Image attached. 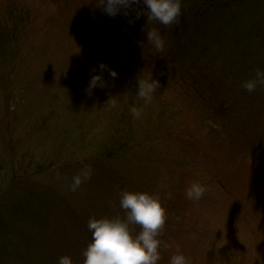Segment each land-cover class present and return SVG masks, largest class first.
<instances>
[{"label": "rangeland", "instance_id": "374dc122", "mask_svg": "<svg viewBox=\"0 0 264 264\" xmlns=\"http://www.w3.org/2000/svg\"><path fill=\"white\" fill-rule=\"evenodd\" d=\"M13 2L26 6L21 11L26 18L32 12V28L35 26L37 31H24L9 42L14 43L7 55L8 69L15 67L16 75L6 83L7 76H0V264H58L61 256H69L72 264H84L82 252L91 241L89 218L123 217L124 210L119 206L122 191L159 195L165 209L164 200L178 203L180 197L183 201L180 206L185 215L180 219L166 213L158 237L161 259L157 263L169 264L174 254L187 258L192 251H199V257L211 247H216L210 252L218 261H225L230 251L241 245L253 255L257 240L251 230L263 221L264 197L261 188L240 171L244 165L236 162L243 151H264V88L249 93L242 87L244 81L254 78L257 69L264 70V0H219L208 12L206 23H201L200 33L183 10L191 0H181L182 15L173 26L179 34L183 29L187 31L185 51L191 47L194 54L203 52L206 60H217V78L229 77V86L249 104L237 102L242 108L236 124L224 130L218 128L216 140L210 136L212 142L218 140L219 153L215 157L186 158L183 146L192 145L196 138L174 134L170 145L152 141L146 160L120 161L115 166L118 176L109 175L104 166L83 160L80 155L66 156L70 152L64 154L71 161L69 167L49 169L47 174L36 173L26 164L37 159L39 165L48 166V157L58 143L53 135L55 128H63L83 109L109 101L101 98L96 88L91 95L85 91L91 70L95 67L99 72L101 62L118 73L115 79L107 71L103 73L110 98L120 94L119 83L126 82L125 63L141 64L139 79L156 80L152 72L167 66L160 56L150 54L148 47L139 50L131 46L130 50L122 31L114 28L123 12L114 20L102 13L96 0H0L1 19L17 15L6 7ZM193 2L196 4V0ZM155 26L154 21H141L132 29L146 39L147 30ZM113 32L118 40L112 38ZM162 36L166 42V35ZM182 68L178 65V71ZM191 68L186 66L171 83L186 84L189 79L185 75ZM51 115L56 120L41 123ZM84 117L85 113L81 114L80 121L92 123L90 114L81 119ZM145 117L142 113L136 127L152 131L153 124ZM185 148L204 150L198 146ZM185 159L186 165L182 163ZM84 165L93 169L92 177L72 192V178ZM218 179L222 185L217 184ZM194 182L206 188L199 201L185 196L186 188ZM130 227L134 233L140 231L138 225Z\"/></svg>", "mask_w": 264, "mask_h": 264}, {"label": "trees", "instance_id": "16d2710c", "mask_svg": "<svg viewBox=\"0 0 264 264\" xmlns=\"http://www.w3.org/2000/svg\"><path fill=\"white\" fill-rule=\"evenodd\" d=\"M218 2L219 0H196V4H194L193 0H191V3L183 6V10L189 17L185 16L192 23L194 30L199 29L200 33V27L203 26L201 23H206L208 12ZM20 4V2H13L11 7L6 4V7L17 14L16 16L5 15L3 19L0 17V76H7L4 83L11 78V75L15 74L14 70L16 69L15 67L8 69L7 55L9 49L13 48L12 44L14 43L10 44L9 42L24 31H30V33H36L37 31L35 26L32 28V12H30V17L26 18L21 13V11H25L26 6ZM133 9L141 11L140 18L136 19L135 11L129 10L128 16L122 13L121 22L119 19L117 26L115 25L114 28L122 31L127 42L130 43V50H132L131 46L140 50L142 43L144 47L150 48V54L160 56L164 65L167 66L163 69L164 71L152 72L151 76H154L160 84V87L153 95L152 102L145 104L136 95L137 80L140 75L142 77L141 64L135 61L132 62V66H127L125 63L123 67L126 82L123 84L119 83L120 94L110 98L104 87H97L96 91L99 96L109 101L89 109H83L81 114L85 113V117L81 119H85L90 114L92 116L91 124L83 120L80 121V114L77 117L72 116V119L63 128L59 130L55 128L56 131L54 130L53 135H55L58 143L52 148L53 150L48 157L49 165H39L37 159L28 161L26 164L29 165L30 169L33 168L34 172L47 174L49 169L69 167L71 161L65 158L64 154L70 152L66 156L71 154L73 156L80 155L83 160L104 166L109 175L118 176L120 173L115 170V166H118L117 164H120V161L129 159L146 160L148 157L145 154L148 153V147L152 141L158 142L157 145H170L173 143L174 134L178 136H194L196 138L192 145L184 144L182 153L186 158L192 155L215 157L219 153L216 145L218 140L214 143L209 139L210 136H214L213 138L216 140L219 134L217 133L218 128L224 130L236 124V118L241 113L239 108H242L237 102L241 101L245 105L249 104L244 97H238L239 93L234 92L233 88L229 86L230 82L227 81L230 80L229 77L224 78V80L217 78V70H214L216 69L215 66H217V60H206L203 52L200 53L198 51L194 54V49L191 47L186 48L187 51H185L184 46L187 45L185 44L187 32L185 29L179 34L180 30L174 29L173 25L165 28L164 25L155 22L156 26L154 28L159 30L162 35H166V47L162 53H157L155 50L153 52V48L147 44V36L146 39L142 38L132 29L133 26H136L141 21L147 22V16L143 14V3L133 5ZM2 15L0 14V16ZM115 17L111 18L115 20ZM129 20H134V23L130 24ZM51 22L54 23L55 21L51 19ZM168 28H170L169 34L165 32ZM112 38L118 40L116 32H113ZM113 42L114 44L117 43V41ZM134 42L137 44L135 45ZM179 55L183 56L181 60L177 58ZM178 65H183L182 69L184 70L186 66L187 68L192 67L185 75V78L189 79L186 84L183 81L179 85L176 82L171 83L173 79L177 78L178 74L184 73L182 69L178 71ZM190 82L192 83L188 86ZM177 86L182 87V90L179 91ZM119 96L118 102L110 103V101ZM237 98L240 100L237 101ZM110 104L115 106L112 107ZM133 106L141 109L142 113L146 115L145 120L153 124V128L151 127L152 131H144L143 128L136 127L137 119L129 112V109ZM93 114H96L95 118H93ZM149 115L151 116L150 118ZM47 118L49 120H43L41 123L47 125L48 121L56 120L54 115ZM166 121H168V125H165L164 122ZM209 121H212L216 127H211L208 123ZM38 128L42 130V125ZM174 128L176 133H173ZM206 128L208 129L207 135L203 134L202 137L201 133ZM146 132L147 134H145ZM141 135H144L146 139L142 138ZM192 146H198V148H203L204 150H189L185 148ZM243 152L238 158L240 160L236 162V165H244L240 171L252 179L259 189L261 188L260 191L264 197V151ZM186 160L182 162L184 165L187 164ZM218 181V185L223 184L222 180L218 179ZM128 185L135 187L132 183H128ZM164 202L166 213L170 212L168 214L174 215L179 219L185 215L183 208L180 206V203L183 202L180 197L178 203L167 200H164ZM262 217L261 225L251 230V233H254L253 236L255 235V240H257V249L252 252L253 255H248L246 249H243L244 247L241 245L230 251L225 261H218L213 252H210L216 247H211L205 249L204 253L199 257L197 256L199 251H192L193 253L188 256L194 257L189 260L190 264H264V214ZM231 254H233L232 258Z\"/></svg>", "mask_w": 264, "mask_h": 264}, {"label": "clouds", "instance_id": "9594fccd", "mask_svg": "<svg viewBox=\"0 0 264 264\" xmlns=\"http://www.w3.org/2000/svg\"><path fill=\"white\" fill-rule=\"evenodd\" d=\"M143 3V14L147 16V22H158L165 28L178 23L182 15L181 0H96V6L102 13L109 17H115L121 12L128 16L129 10L135 11V18L139 19L140 10L133 9V5ZM134 23V20H129ZM147 44L151 45L157 53L165 51L166 42L161 32L155 28L146 32ZM144 45L141 43L140 45ZM99 72L94 67L90 72L89 83L85 91L91 95L97 88L105 87L106 81L103 73L108 72L113 79L118 73L101 62ZM136 95L145 104H150L154 93L160 87L159 81L151 78L137 80ZM242 87L249 93L255 92L258 87L264 88V70L257 69L254 78L242 83ZM114 107V104H110ZM129 112L136 119L140 118L142 110L133 106ZM211 127H216L208 122ZM208 129L203 134L207 135ZM93 169L84 165L73 176L69 190L77 191L82 183L92 177ZM59 178V176H58ZM206 188L199 182L191 183L185 190V196L191 201H199ZM169 198L171 194L169 193ZM119 206L124 210V216L89 218L87 229L91 233V241L83 250L84 264H157L161 259V240L158 238L166 223V209L161 203L159 195L148 192L122 191L120 193ZM131 225H138L139 232H133ZM58 264H72L69 256H61ZM169 264H190L183 254H174L169 259Z\"/></svg>", "mask_w": 264, "mask_h": 264}]
</instances>
